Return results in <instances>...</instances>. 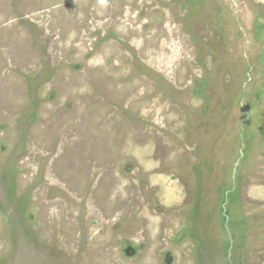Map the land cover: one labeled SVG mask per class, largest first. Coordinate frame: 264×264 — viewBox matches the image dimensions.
<instances>
[{
	"label": "rangeland",
	"instance_id": "374dc122",
	"mask_svg": "<svg viewBox=\"0 0 264 264\" xmlns=\"http://www.w3.org/2000/svg\"><path fill=\"white\" fill-rule=\"evenodd\" d=\"M0 264H264V0H0Z\"/></svg>",
	"mask_w": 264,
	"mask_h": 264
}]
</instances>
